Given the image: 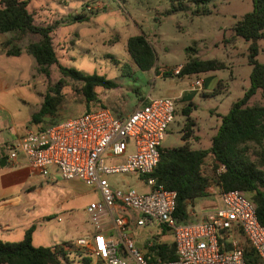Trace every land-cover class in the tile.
Instances as JSON below:
<instances>
[{
    "label": "rangeland",
    "instance_id": "rangeland-1",
    "mask_svg": "<svg viewBox=\"0 0 264 264\" xmlns=\"http://www.w3.org/2000/svg\"><path fill=\"white\" fill-rule=\"evenodd\" d=\"M87 1L91 0H31L28 10L33 12L36 24L58 22L51 36L60 64L74 67L85 74L105 75L116 83L117 86L112 89H95L101 101L93 103L91 109L104 105L112 111L117 109V113H128L147 97L174 98V118L167 126L161 146L176 147L183 144L180 137L187 120L181 109L191 102L193 109L188 118L193 125L188 145L192 149L208 147L211 136L221 122V116L227 113L230 103L249 86V42L237 38L235 42L228 43L224 39L230 35L234 22L252 9V1L210 0L197 5L190 0H94L100 8L91 11L85 8ZM77 15L82 18L75 19ZM135 35H142L152 49L153 58L149 69H141L127 52V38ZM0 38L2 41L11 40L8 48L12 45L21 48L18 55L0 53L1 155L8 153L5 144L15 141L26 129L37 130L54 121L80 115L85 110V104L79 84L63 75L56 64L50 66L48 76L38 69L34 57L26 51L27 45L36 41L38 36L6 32L0 33ZM258 46L256 59L264 64V39L258 40ZM193 59L214 60L222 67L195 75L171 74L177 65L183 66ZM198 76L204 82L200 90H195L191 82ZM55 86L63 94L57 113L37 122L32 121L31 116L39 110L43 95ZM260 103L263 101L258 91L250 104ZM248 148L250 160L263 172L264 177V142L260 145L250 143ZM105 159L109 164L123 161V157ZM212 164L211 157H206L201 167L202 173L213 175ZM49 170L51 174L56 173L52 166ZM103 178L113 187H134L139 191L147 189L137 174L117 173ZM53 182L56 187L40 176L34 177L28 200L32 206L48 208L54 203L55 193L60 192L62 214H50L52 216L45 218L48 219L47 223L51 229L58 231L62 227L65 232L67 222L72 217V232L76 231L73 237L88 235L92 228L87 219L86 207L91 201H99L98 188L88 186L79 179L69 180L60 176ZM59 185L62 189H58ZM207 192L208 195L197 197L192 204H188L195 214L194 219L211 209L216 203L214 197L220 193L214 184L207 188ZM115 214L113 212L112 216ZM45 221L42 220V223ZM155 231V227H137L129 218L125 233L140 249L147 250L148 243L160 240L171 243L169 231L162 235H157ZM113 236L118 237L116 232ZM22 238L19 235L11 239L14 242ZM33 238L35 245H39L38 242L44 243L40 245L53 243L49 231L35 233ZM90 260L92 264L95 263L92 256ZM125 260L131 263L128 255ZM62 262L82 264L72 254L67 261ZM96 264L103 263L99 261Z\"/></svg>",
    "mask_w": 264,
    "mask_h": 264
},
{
    "label": "built area",
    "instance_id": "built-area-1",
    "mask_svg": "<svg viewBox=\"0 0 264 264\" xmlns=\"http://www.w3.org/2000/svg\"><path fill=\"white\" fill-rule=\"evenodd\" d=\"M85 8L97 10L100 5L91 0ZM181 68L177 65L171 74L177 76ZM203 82L198 76L191 85L200 90ZM174 114L175 99L165 96L147 97L128 113L96 106L41 129H26L19 139L5 144L10 163L21 154L27 165L43 176L52 166L63 179L77 178L98 188L99 201L90 202L86 209L91 236L71 243L82 251L80 261L89 259L82 264H92L90 256L94 264H128L127 255L130 264H264V225L257 217L255 203L243 191L220 192L219 204L195 219L193 210H187V219L180 220L175 215L176 192L150 176ZM106 157H123V161L109 164ZM223 170L221 166L218 171ZM117 173L139 175L146 191L113 187L103 178ZM107 215L117 238L103 232ZM129 218L137 227L162 226L169 231L174 258L163 260L153 254L148 258L141 252L125 233ZM153 244L148 243L147 249Z\"/></svg>",
    "mask_w": 264,
    "mask_h": 264
},
{
    "label": "trees",
    "instance_id": "trees-1",
    "mask_svg": "<svg viewBox=\"0 0 264 264\" xmlns=\"http://www.w3.org/2000/svg\"><path fill=\"white\" fill-rule=\"evenodd\" d=\"M31 0H0V33L12 32L15 35L31 34L38 36L36 41L29 43L26 51L31 54L38 69L46 76L50 66L56 64L63 75L79 84L84 99L85 111L91 110L93 103L100 102L97 87L112 89L117 85L105 75L85 74L74 67L59 63L53 46L51 33L58 22L46 25L36 24L33 13L28 10ZM175 2L178 0H170ZM195 4L210 0H190ZM252 9L237 19L231 33L224 42L233 43L237 38L248 41L247 61L251 66L249 86L243 94L232 101L226 114L221 116L215 134L210 138V145L203 149H192L189 139L192 136V122L189 115L192 103L182 107L187 117L180 140L183 144L176 147H159V162L150 176L154 177L166 189L176 192L175 215L180 220L187 219V205L193 199L208 195L207 188L214 184L220 192L239 189L247 193L256 205L257 217L264 225V177L263 172L250 160L247 152L249 144L264 142V64L256 59L259 53L258 40L264 39V0H251ZM79 15L75 19H81ZM127 52L141 69H149L153 52L142 35L127 38ZM21 48L11 46L6 55H18ZM214 60H189L178 75H192L221 68ZM260 92L263 103L250 104L251 98ZM63 100V94L55 86L43 95L42 103L31 120L37 122L42 118L55 116ZM104 106V105H99ZM55 122V121H54ZM211 157L214 174L206 176L201 167L206 157ZM224 166L223 171L218 169ZM34 226L28 227L19 241L0 240V264H64L71 253L62 246H34L31 242ZM150 254L163 260L174 258V245L163 242L154 243L149 249ZM81 261L88 262V258Z\"/></svg>",
    "mask_w": 264,
    "mask_h": 264
},
{
    "label": "crops",
    "instance_id": "crops-1",
    "mask_svg": "<svg viewBox=\"0 0 264 264\" xmlns=\"http://www.w3.org/2000/svg\"><path fill=\"white\" fill-rule=\"evenodd\" d=\"M33 17H34V14H33ZM34 21H35V17H34ZM10 42H11V40H3L2 41L0 38V53L4 52L6 54V50L8 49V46H9L8 43H10ZM179 96H180V94H179ZM144 100H141L135 107H137ZM102 103H104V102L102 101ZM113 112L117 113L118 111L116 109ZM118 114H121V113H118ZM41 128H43V127H41ZM41 128H39V129H41ZM19 138H17V139H19ZM7 155H8V153L7 154L1 153L0 160L2 157H7ZM37 176H40L41 179H45L46 182L51 183V185L55 186V183L53 181H56V177L60 176V175L57 173V171L55 174H51L49 171V174L46 176H43V175L39 174L38 172L33 171L27 165L24 157L21 154H18L17 160L15 163H10L6 160V163L4 164V166H0V240L13 242L11 238H13L14 236H19V235L23 237L25 230L30 226H34V230L32 232V236H31V242L34 246H45V247H51V248L56 246V245L64 246L68 250L71 251L70 254H72L73 258L74 257L79 258L80 254L82 255V251L78 252L77 250L73 249L69 245L79 237L91 236V232L88 233V235L87 234L86 235L85 234H83V235L79 234V235L73 237V234L76 231L72 232V230H73V225H72L73 219H72V217L67 222V225H66L67 230H65V232L62 231V227L58 231H56L55 229H51L52 227L49 226V224L47 223L48 219H45V218L52 216L50 214H54V216H56L57 214H62V194H60V192L58 194L55 193L54 203H53V205H51L48 208L46 206L45 207L32 206V203L28 200V195L31 191L30 188L31 187L33 188V185H32L33 178L37 177ZM74 179H77V178H72L69 180H74ZM58 189H62V186L59 185ZM193 200L188 204H192ZM214 200H215L214 202H216L214 205L219 204L218 196L214 197ZM186 208H187V210L192 209V208H189L188 205ZM86 209H87V207H86ZM194 216H195V214H194ZM194 216H192V217H194ZM109 217L110 216L107 215L103 232H104V234H106L108 236L109 235L113 236L115 230L112 227V220L109 219ZM87 219H88V215H87ZM42 220L43 221L46 220L44 224L42 223ZM91 228H92V226H91ZM155 228H156L155 232L157 235H159V234L162 235L165 232H168L162 226H156ZM46 231H49V234L50 233L52 234L51 241L53 243H51L50 245H46V244L40 245V244H44V243L38 242L39 245H35L33 243L34 234L35 233L40 234L42 232L45 233ZM43 236H44V234H43ZM68 237H70V238L67 240H64L65 238H68ZM57 241L60 243H56ZM157 242H164V241L160 240ZM171 242H172V240H171ZM135 246L141 252L146 253L145 255H147V256L150 253L148 249L147 250L146 249H140L137 245H135Z\"/></svg>",
    "mask_w": 264,
    "mask_h": 264
},
{
    "label": "water",
    "instance_id": "water-1",
    "mask_svg": "<svg viewBox=\"0 0 264 264\" xmlns=\"http://www.w3.org/2000/svg\"><path fill=\"white\" fill-rule=\"evenodd\" d=\"M5 163H6V157H2L0 160V166H4Z\"/></svg>",
    "mask_w": 264,
    "mask_h": 264
}]
</instances>
